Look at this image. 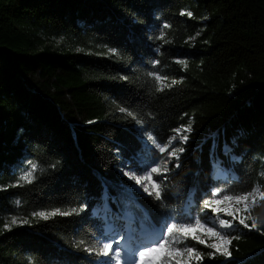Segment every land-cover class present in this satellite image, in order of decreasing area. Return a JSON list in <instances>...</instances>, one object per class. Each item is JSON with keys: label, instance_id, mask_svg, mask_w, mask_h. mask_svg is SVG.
I'll return each mask as SVG.
<instances>
[{"label": "trees", "instance_id": "1", "mask_svg": "<svg viewBox=\"0 0 264 264\" xmlns=\"http://www.w3.org/2000/svg\"><path fill=\"white\" fill-rule=\"evenodd\" d=\"M189 123L162 199L138 190L124 169L163 160L149 134ZM262 172L264 0H0V264H97L87 248L117 231L134 251L143 222L213 226L204 202L264 190ZM57 208L83 210L32 216ZM252 210L262 230L231 229V257L176 246L204 254L191 264H264V202ZM11 216L29 223L6 230Z\"/></svg>", "mask_w": 264, "mask_h": 264}, {"label": "snow or ice", "instance_id": "2", "mask_svg": "<svg viewBox=\"0 0 264 264\" xmlns=\"http://www.w3.org/2000/svg\"><path fill=\"white\" fill-rule=\"evenodd\" d=\"M192 16L191 12L184 13L181 15ZM165 28L170 27V25H164ZM199 35V33H197ZM164 39L163 34L159 37ZM190 39H195V37H190ZM111 52L115 53V49H110ZM159 63V61H156ZM178 63L187 67L186 61H178ZM153 75L155 80L159 83L157 91H163L165 87H169L164 83V77L158 74L150 73ZM176 83V81H173ZM121 112H128L126 108H121ZM132 115V113H128ZM179 135L182 131L185 133H190L192 131L191 123L186 127L178 128L175 130ZM149 139L153 141L156 148L161 152H168L171 147L172 142L177 139V136H173L165 144L157 143L155 138L149 134ZM179 139L186 143L188 141V135H179ZM185 149L183 147H178L172 149L169 152V156L179 160V154L183 153ZM169 161L160 160L157 162L156 166L151 167L146 170L143 175H137L135 171L125 173L131 180H134L137 185L143 187V191L147 192L149 195L154 196L156 200L162 199V189L161 183L153 179V175L162 176L163 173L169 171L168 164ZM179 167V164L176 165ZM38 165L32 164L31 169L27 171L20 177L18 185L22 183L31 184L35 179L34 173L37 171ZM264 176V172L261 173ZM147 181L148 183H145ZM151 186V187H150ZM215 197L220 196V190H216L214 193ZM264 201V190H262V185L257 183L255 186L247 192L237 193V194H225L220 198H213L211 200L205 201L203 207L205 209L212 208L214 213H225L227 216L232 217L233 220H238L240 225L244 228H249L257 231H261V223L257 221V218L250 214V202L251 205H255L257 201ZM227 203L226 207H221L220 205ZM16 204L19 206L20 201L17 200ZM83 209L72 208L70 211H61L59 208L52 211H38L33 212L32 216L39 217L41 219L47 220L50 217L61 215L69 216L72 214H79ZM251 220V224L247 221ZM29 219L26 217L11 216L10 221L4 224V229L11 231L13 226H19L28 224ZM219 226L221 228L231 229L233 227V222L231 220L220 219ZM165 237L162 239H157L152 244L143 245L138 247L137 250L133 251L131 248H125L119 245L118 241H109L102 243L98 248H87L89 253H95L97 256L108 258V260L103 261L102 264H191V261L195 260L200 262L204 259V254L198 251L195 247L184 248L178 247L176 245L184 243V240L191 237L192 240L198 241L199 244H206V241L201 238V235L197 233H205L209 237H215L216 241L213 243H207L206 247L213 249V251L207 253L209 258H215L217 254L224 257H231L232 252L230 246L233 240H238L239 236H229L216 231L215 227H207L205 224L201 223V220L197 218L194 223L189 224H177L171 223L166 227ZM123 239V236L121 237ZM83 243V241H81ZM114 243L117 245L114 247Z\"/></svg>", "mask_w": 264, "mask_h": 264}, {"label": "rangeland", "instance_id": "3", "mask_svg": "<svg viewBox=\"0 0 264 264\" xmlns=\"http://www.w3.org/2000/svg\"><path fill=\"white\" fill-rule=\"evenodd\" d=\"M180 128H182V127H180ZM185 132H181L179 135H185L184 134ZM179 135L176 133V131L174 132V134L172 135V137L173 136H177V139L175 140V141H173L172 142V145H171V147L168 149V152H164V153H162L163 154V160H165V161H169L168 162V164H167V166H169V164H170V162H171V159L173 158V157H170L169 156V152H171L172 151V149H174V148H178V147H181L180 146V144H179V142H182L180 139H179ZM154 166H156V165H154ZM154 166H152V167H154ZM125 170V173H128V172H132V171H130L129 169H124ZM149 170V169H148ZM145 173V172H144ZM144 173H142V174H137V175H143ZM219 173H220V171H219ZM128 176V175H127ZM128 178H129V176H128ZM153 179L154 180H156L157 182H159V179H158V176L157 175H153ZM133 182H134V185L137 187V189L138 190H141V191H143V187L141 186V185H137L136 183H135V181L133 180ZM145 183H148L147 181H145ZM151 187V186H150ZM263 190V189H262ZM218 199V198H217ZM262 202H264V201H257V203L255 204V205H251V202H250V213H247V214H250V215H252L253 217H255V218H257V221L259 222V223H262V221H261V219L258 217V216H256L255 215V213L253 212V210H252V208L253 207H255V206H257V205H259V204H261ZM221 207H226L227 206V203H225V204H222V205H220ZM220 219H225V220H231L232 222H233V227L231 228V229H233V228H235V227H237V226H240V224H239V222H238V220H233V218L232 217H229V216H227L225 213H214L213 212V210H212V214H211V220L213 221V223H214V225L213 226H207L206 224V226L207 227H215V229H216V231H219V232H221L222 234H225V235H229V233H230V231H231V229H226V228H221L220 226H219V220ZM148 220V219H147ZM146 222V221H145ZM249 224H251V220H248L247 221ZM158 224V225H157ZM141 225V229L139 230V234H138V238H139V240L140 241H138L139 242V246L138 247H141V246H143V245H147V244H152V243H154L157 239H162L164 236H165V229H166V227L167 226H169L170 224L169 223H166V224H162L161 222L160 223H157V222H154V221H152V224H148V223H141L140 224ZM160 225V226H159ZM106 226H107V229H112V226L113 225H111L109 222H107V224H106ZM151 227V228H150ZM157 228H161V230H163L162 231V233H161V235L159 236V237H156V235L155 234H152L151 232H153V231H155V229H157ZM126 232H130L129 231V229H127V231ZM142 233H144V234H142ZM115 237H114V239H112V240H106V238H104L103 237V239H101V240H103V241H99V245H101L102 243H105V242H109V241H118L119 242V245H121V246H124L125 248H132V245L130 244V242H129V237H128V235H126V234H123V233H121V232H115ZM198 235H201V238L202 239H204L205 241H206V244L207 243H213V242H215L216 241V238L215 237H209L207 234H205V233H200V232H198L197 233ZM123 236V239H121V237ZM230 236V235H229ZM150 237V238H149ZM115 246H117L115 243H114V247ZM137 250V249H136ZM135 251V250H134ZM96 256V255H95ZM97 257V260H96V263L97 264H102V262L103 261H106V260H108V258H105V257H100V256H96ZM193 261H195V260H193Z\"/></svg>", "mask_w": 264, "mask_h": 264}, {"label": "bare ground", "instance_id": "4", "mask_svg": "<svg viewBox=\"0 0 264 264\" xmlns=\"http://www.w3.org/2000/svg\"><path fill=\"white\" fill-rule=\"evenodd\" d=\"M152 224V223H151ZM158 225V224H157ZM160 226V225H159ZM151 228V227H150ZM163 230H161V228H157L155 229V231L151 232L152 234H155L156 237H159L161 235ZM150 238V237H149ZM130 239V238H129Z\"/></svg>", "mask_w": 264, "mask_h": 264}]
</instances>
